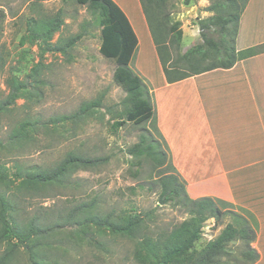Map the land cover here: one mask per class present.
<instances>
[{
    "label": "rangeland",
    "instance_id": "1",
    "mask_svg": "<svg viewBox=\"0 0 264 264\" xmlns=\"http://www.w3.org/2000/svg\"><path fill=\"white\" fill-rule=\"evenodd\" d=\"M113 1L123 11L122 1L130 0ZM132 1L134 5L138 4L137 0ZM209 1L170 0L166 12L171 21L179 22L182 33L199 36L197 18L206 16L202 12ZM0 11L4 14L0 20V50L5 54V65L0 73V97L7 93L6 77L23 79L33 66L42 63L41 99L34 105L19 100L11 113L0 119V195L9 198L13 193L17 196V220L37 217L41 224L53 223L58 216L63 219L86 203L95 204L91 209L94 215L110 212L149 214L146 223L151 232L170 229L185 219L183 208L159 202L160 189L153 183L156 173L149 162L141 158V166H137V159L127 153L128 148L139 142L142 129L152 132L150 123L135 126L128 122L120 128L111 127L115 121L124 120L129 105L125 102L124 91L113 82L114 61L104 58L98 51L101 37L97 15L75 0H0ZM58 12L64 24L54 35L53 42L64 45L72 40L74 45L66 55L41 54L39 47L27 39L25 23L29 17ZM198 36L195 38L199 42L194 45L201 41ZM183 44L190 46L193 43L184 40ZM133 60L129 67L132 72ZM159 73L154 75L158 78ZM100 97L101 105L95 108L92 117L67 121L58 128L47 122L52 116L69 115L81 103ZM28 112L39 125L47 124L46 128L38 126V130L28 134V140L10 142V136ZM159 139L155 137L158 143ZM69 154L104 158L106 162L87 170H76L65 178L64 185L49 187L31 197H25L22 189L20 193L16 192L23 182L16 180L17 174L25 176L29 172L55 167ZM218 206L222 211H234L228 205ZM75 213L69 224L57 228L50 238L41 240L38 250L48 260L46 264H136L130 240L109 235L92 224L80 226L77 221L83 219L84 212ZM228 223H232L230 214L219 221L208 220L190 252L200 251ZM243 245L239 242L230 244L228 254L218 264H246L241 261ZM2 253L3 247H0V256ZM9 264H29L25 249H18Z\"/></svg>",
    "mask_w": 264,
    "mask_h": 264
},
{
    "label": "trees",
    "instance_id": "2",
    "mask_svg": "<svg viewBox=\"0 0 264 264\" xmlns=\"http://www.w3.org/2000/svg\"><path fill=\"white\" fill-rule=\"evenodd\" d=\"M75 1L79 5H86L94 15H97L101 37L98 51L104 58L114 61L116 67L113 72V82L126 94L125 102L129 108L125 118L115 121L111 127L120 128L128 122L135 126L150 123L152 132L142 129L139 142L128 148L127 153L137 159V166H141V158L149 162L156 173L153 183L160 189L159 202L183 208L186 218L172 225L170 229L151 232L146 223L149 214L110 212L102 216L94 215L91 209L95 204L86 203L79 205L73 213L63 219L58 216L53 223L41 224L37 217L25 221L17 220L19 212L17 196L12 193L6 198L1 194L0 247H3V253L0 256V264H9L20 248L25 249L29 264H46L48 260L42 257V253L38 250L42 245L41 240L50 238L57 228L69 224L74 212H84L83 219L77 221L80 226L92 224L97 229L106 230L109 235L130 240L133 243L132 257L136 264H218L219 260L228 254L229 245L236 242L244 244L241 261L246 264L255 262L258 254L250 246L254 232L244 220L240 222L238 219H235V225L226 224L200 251L190 252L208 220L219 221L223 216L233 214L231 211H222L218 205H230L217 199L192 200L187 196L184 181L170 163L165 143L156 127L147 88L141 78L129 68L138 41L123 11L113 0ZM169 1L139 0L168 83L213 69H228L237 61L264 51V45L241 51L235 48L239 20L249 0H210L209 5L203 9L204 12L209 13V16L197 18L200 43L182 52V31L179 22L171 21L166 12ZM3 17L4 14L0 11V20ZM63 24L60 12L29 17L25 23L27 39L39 47L41 54L66 55L74 42L70 40L64 45L59 41L53 42L54 35ZM1 27L0 24V31ZM173 53H176L175 57ZM4 65L5 54L0 50V73ZM41 67L42 63H37L23 79L9 76L4 79L7 93L0 97V119L3 115L11 113L19 100H26L34 105L41 99L40 88L43 84L40 77ZM101 98L83 102L73 113L52 116L47 122L52 127L58 128L63 127L67 121L77 122L92 117L95 108L101 105ZM30 114L28 112L27 117L19 123L15 133L10 136V142L28 140V134L38 130V126L46 128L47 124L39 125L38 120L30 117ZM154 136L160 138L159 143ZM105 162L104 158L69 154L55 167L29 172L25 176L17 174L16 180L23 182L16 192L20 193L22 189L27 195L25 197H31L49 187L64 185L65 178L76 170H87ZM80 234L83 232L80 231ZM98 244L104 247L101 243Z\"/></svg>",
    "mask_w": 264,
    "mask_h": 264
},
{
    "label": "crops",
    "instance_id": "3",
    "mask_svg": "<svg viewBox=\"0 0 264 264\" xmlns=\"http://www.w3.org/2000/svg\"><path fill=\"white\" fill-rule=\"evenodd\" d=\"M137 2L122 1L138 41L137 54L131 58L133 73L146 85L169 161L190 199H217L234 208L232 223L244 220L253 230L250 246L258 254L254 264H264V51L228 69L168 83ZM196 34L182 33V52L199 42ZM184 40L193 44L186 46ZM262 45L264 0H249L239 20L235 48Z\"/></svg>",
    "mask_w": 264,
    "mask_h": 264
}]
</instances>
